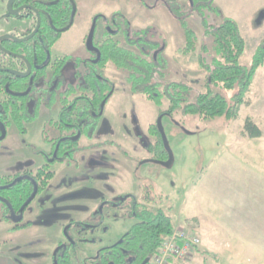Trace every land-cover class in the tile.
<instances>
[{
    "label": "flooded vegetation",
    "instance_id": "flooded-vegetation-1",
    "mask_svg": "<svg viewBox=\"0 0 264 264\" xmlns=\"http://www.w3.org/2000/svg\"><path fill=\"white\" fill-rule=\"evenodd\" d=\"M125 1L130 0H121L115 6L119 7ZM138 1L143 8L142 15H146L148 7L164 6L177 19L182 33L179 17L184 14L187 26L195 32L188 20L198 15L194 9L198 5L196 0H185L187 9L180 0ZM77 2L12 0L9 7V0H0V225L7 234L2 242L11 241L12 234L33 227L42 230L55 242L50 253L52 264H114L112 253L124 248V238L140 221L138 216L142 210L167 213L147 188L138 195L122 194L110 200L102 198L99 202L89 199V194L69 196L93 182L92 176L90 181L85 179L82 156L98 153L106 158L104 164H116V169L113 166L101 169L103 181L120 174L121 164L133 174L139 163L148 161L170 168L176 157L163 121L169 119L172 124L184 128L173 117L177 110L168 111L171 102L166 96L156 104L144 94L133 91V85L127 79L130 71L118 68L113 60L121 49L148 61H156L159 57L167 61L163 56L167 44L154 34L156 32L148 25L150 22L143 28H131L133 21L119 9H113L110 14L103 8L89 13ZM177 11L183 14L178 16ZM75 23H80L83 31L76 43H71L65 35ZM120 32L126 46L115 39ZM178 48L175 52L181 55ZM111 70L124 75L120 83L124 86L128 106L137 111L144 99L157 107L154 123H150L146 115L144 134L133 125L137 121L136 114H123L128 119L129 134L126 137L130 138L128 142L136 145L138 152L125 147L120 136L123 123L116 127L111 121L113 133L100 140L95 138L100 121L106 115V107L109 111L114 109L112 98L119 81L109 75ZM168 76L167 72L162 80L177 81L167 79ZM164 100L169 102L167 109L161 108ZM39 118L40 129L36 128L39 136L34 137L30 126ZM159 118L173 155L170 166L163 164L169 154L157 126ZM29 161L33 162L29 164ZM56 176L60 177L58 186L50 192L49 184ZM22 192L25 196L20 202ZM100 203L99 219L87 222L86 218L93 213H87L89 209L81 207L89 205L96 209ZM120 204H123L122 209ZM63 206L77 207L73 211L77 215L67 217L71 215V209L67 208L63 210L64 214H57L55 209ZM125 209L133 222L113 243L103 244L104 236L111 231V223L118 221L114 220L116 212ZM13 216H20V219L14 221ZM90 243L102 245L97 247L95 254L91 252L79 259L77 247ZM129 259L130 256L126 258ZM23 260V264H37ZM145 260L147 264L149 258L139 264Z\"/></svg>",
    "mask_w": 264,
    "mask_h": 264
},
{
    "label": "rangeland",
    "instance_id": "rangeland-1",
    "mask_svg": "<svg viewBox=\"0 0 264 264\" xmlns=\"http://www.w3.org/2000/svg\"><path fill=\"white\" fill-rule=\"evenodd\" d=\"M180 1L184 2V9H187V1ZM116 2L121 3V0H78L77 4L84 6L89 13L95 9L100 10L103 8L106 10L105 13L110 14L113 9H119L133 21L131 28H143L150 22L148 25L156 32L154 34L160 41L164 40L167 44L166 50L163 52V56L168 62L167 72L169 76L167 79L182 81L189 85L192 88L189 100H194L197 93L206 89L205 79L207 77L206 72L201 69L197 57L204 32L199 16L195 14L188 20L190 27L194 29L198 37L196 50L190 54L179 55L175 50L184 45L183 33L177 19L164 6L148 7L145 10L146 15H142L141 10L143 8L138 0L125 1L123 5L119 3V7L115 6ZM213 4L219 8L220 15L205 12L208 21L218 23L223 17H229L238 23L240 32L247 39V45L240 58V63L249 66L255 42L257 38L260 40L264 36V0H214ZM82 28L80 23H75L65 35L68 42L76 43L83 31ZM115 39L121 45L126 46L121 32ZM205 40L210 47L211 39L206 38ZM213 54V51L210 50L207 55V62H210ZM111 71L110 73L107 71V73L112 75L113 79L119 81L112 98L114 109L109 111L108 106L106 107V115L100 121L95 138L100 140L113 133L111 121L116 127H120V123H123L120 128L122 130L120 136L126 144V146L125 144L123 146L138 152L139 149L136 148V145L128 142L130 138L126 137L129 134L128 119L123 114L126 112L127 115L129 113L136 114L137 121L133 125L144 134V120L147 122L146 115L149 118L148 121L154 123L157 107L152 102L144 99L142 100L144 103L137 107L139 108L137 111L128 106L124 86L120 83L123 82L124 75L115 72V70ZM212 89L214 92H219L228 97L231 95V91L220 87L213 86ZM163 102L161 108L167 109L169 107L168 100ZM246 113L247 111L243 109L241 112L238 111L236 119L228 120L222 116L203 118L193 114L182 115L177 110L173 113L174 119L180 122V126L184 130L191 133L187 134L184 130L172 124L169 119L163 121L166 136L176 157L172 167L167 168L148 161L139 163L133 174L128 170L126 171V168L121 164L118 169L120 174H114V177H108L106 181H103L100 178L102 176L100 175L101 169L111 168L112 166L114 168L116 164L112 162L111 166L106 165L103 163V161L107 162L103 155L90 152L82 156V168L85 170L86 181H90V176H92L93 182L90 186H82L77 191H73L69 196H75L77 193L80 195L89 194V199L99 202L102 198L110 200L122 194L138 195L144 188H147L154 199L158 201L159 207L170 216L173 226L181 217L183 220L182 227L194 231L197 235L199 220L194 215L202 218V226L204 225L207 228L210 225L214 231L223 228V224L233 223L234 219L245 211H261V215H264V202L258 201V205L254 202L242 204L240 199L236 200V191L248 190V188H245V183H264V156L260 154L261 149L258 150V141L251 139L243 129L245 120L250 119L249 117L245 118ZM121 117L122 122H120ZM40 118L30 126V132L34 137L39 136ZM37 127L39 129H36ZM117 140L122 142L119 139ZM134 142H136V139ZM260 144L264 150V142L260 141ZM32 162L29 161V164ZM59 180L60 177L56 176L50 182L48 188L50 192L57 188ZM101 207L102 203L96 209L89 205L81 207V209H89L87 213H93L92 216L86 218V221L95 222L96 219H99ZM119 207L122 209L123 204H120ZM57 208L55 209L57 214L60 212V215L64 214L63 210L67 208L71 209V215H67V217L71 216L73 218L77 215L73 213L77 210V207L63 206ZM181 210L184 216H182ZM116 215L117 218L114 220L118 221L114 224L111 223V231L109 230L107 235L104 236L103 244L113 243L133 222V218L128 215L127 209L117 211ZM129 218L132 220H129ZM215 224H217V227L214 226ZM6 225L8 226V224ZM216 233L221 235L220 232ZM0 234L7 236L1 225ZM54 238H57V236H54ZM10 242L18 247L25 260L37 264H52L50 253L55 242L49 239L48 235L42 230L37 231L36 228L32 227L25 230V235L22 238H20L19 233ZM101 245V243L79 245L77 247L78 258L82 259L91 252L95 254L97 247ZM191 259V264H203L205 259V264H211L213 261L211 255H208L207 252L202 253V251L196 252Z\"/></svg>",
    "mask_w": 264,
    "mask_h": 264
},
{
    "label": "trees",
    "instance_id": "trees-1",
    "mask_svg": "<svg viewBox=\"0 0 264 264\" xmlns=\"http://www.w3.org/2000/svg\"><path fill=\"white\" fill-rule=\"evenodd\" d=\"M197 2L198 5L194 6V9L204 29L197 57L207 77L206 89L197 93L194 100H189L192 88L186 83L162 80L167 75V61L162 57L156 61L152 59L148 61L120 49L118 56L113 60L118 68L130 71L127 79L133 85V91L144 94L156 104H159L161 97L166 96L171 102L168 111L179 110L182 115L193 114L203 118L222 116L228 120H234L238 116L240 105L246 103L245 95L251 87L257 69L264 63V37L253 53L250 65H242L240 58L246 43L238 23L229 17H223L218 23H210L205 12L220 15L219 8L213 4L214 0H196ZM176 14L181 16L183 13L177 11ZM179 18L185 42L178 48V52L190 54L197 48L198 37L187 26L185 15ZM206 38L211 39L210 47ZM210 50L214 54L210 62H207ZM213 86L231 91V95L228 97L214 92ZM243 129L250 138L261 135L260 128L250 119L245 120ZM24 196L25 193L22 192L20 202ZM14 206H16L15 203ZM138 217L140 221L124 238V248H119L123 252L117 250L112 253L114 264H139L147 257L149 258L147 264H151L152 259L159 253L162 241L174 230L170 217L160 210L157 212L142 210ZM129 256L130 259L127 261L126 258Z\"/></svg>",
    "mask_w": 264,
    "mask_h": 264
},
{
    "label": "crops",
    "instance_id": "crops-1",
    "mask_svg": "<svg viewBox=\"0 0 264 264\" xmlns=\"http://www.w3.org/2000/svg\"><path fill=\"white\" fill-rule=\"evenodd\" d=\"M243 37L247 45V39L245 36ZM263 37L260 40L257 38L253 51ZM243 109L247 111L245 118L249 117L261 130L259 137L251 139L258 141V150L261 149L260 154L264 156V150L260 146V141L264 142V63L257 69L251 87L246 93V103L240 106L239 112ZM245 188L248 190L235 192L236 200L240 199V203L254 202L258 205V201L264 202L263 182L245 183ZM181 213L184 216L182 210ZM194 216L199 220L197 231L200 244L191 258L196 252L202 251V253L207 252L208 255L212 256L211 264H264V215H261V211H245L234 219L233 223L223 224V228H219L217 231L212 230L210 225L207 228L202 226V218L197 215ZM182 223L183 220L179 217L174 227H182ZM214 226L217 227V224ZM216 232H220L221 235ZM19 233L12 234L14 235L12 239L16 238ZM23 235H25V230L20 233V238ZM4 239L0 235V264H23L24 260L18 247L11 244L9 240L2 242ZM191 260L186 264H191ZM205 262L206 259L203 264Z\"/></svg>",
    "mask_w": 264,
    "mask_h": 264
},
{
    "label": "built area",
    "instance_id": "built-area-1",
    "mask_svg": "<svg viewBox=\"0 0 264 264\" xmlns=\"http://www.w3.org/2000/svg\"><path fill=\"white\" fill-rule=\"evenodd\" d=\"M200 244L199 236L184 227L174 230L163 241L151 264H186Z\"/></svg>",
    "mask_w": 264,
    "mask_h": 264
},
{
    "label": "water",
    "instance_id": "water-1",
    "mask_svg": "<svg viewBox=\"0 0 264 264\" xmlns=\"http://www.w3.org/2000/svg\"><path fill=\"white\" fill-rule=\"evenodd\" d=\"M11 3H12V0H9V3H8V6H9V7H11ZM160 118H161V117H160ZM160 118H159L158 121H157V126H158V129L160 130V132L162 133V136H163V139H164V143H165V147H166V149H167V151H168V154H169V159H168L166 162H163V164H165L166 166H170V165L172 164V162H173V155H172V151L170 150V147H169V145H168V142H167V140H166V138H165L164 130H163V127H162V125H161ZM26 203H27V202H26ZM26 203H25V204H26ZM12 219H13L14 221H18V220L20 219V216H17V217L13 216ZM145 262H146V260L143 261L141 264H145Z\"/></svg>",
    "mask_w": 264,
    "mask_h": 264
}]
</instances>
